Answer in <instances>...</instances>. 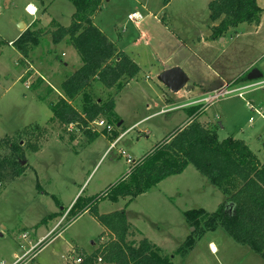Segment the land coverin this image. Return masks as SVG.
<instances>
[{
	"label": "rangeland",
	"instance_id": "obj_1",
	"mask_svg": "<svg viewBox=\"0 0 264 264\" xmlns=\"http://www.w3.org/2000/svg\"><path fill=\"white\" fill-rule=\"evenodd\" d=\"M193 1L191 6L192 0H171L166 6L163 0H111L93 15L103 33L137 61L141 72L116 98L119 123L111 124L103 117L112 130L94 126L102 134L89 141L75 124L51 121L49 109V104L63 94L62 82L72 74L71 63H66L73 59L82 64L76 49H68L69 42L54 44L51 34L56 28L52 19L70 25L75 6L69 0H0V264H12L18 258L16 254L22 258L15 264H74L76 257L87 256L85 251L92 249L94 240L101 247L116 239L112 231H103L104 226L89 212L64 229L68 207L80 196L107 192L129 174L134 160L150 154L181 128L185 118L198 111L196 107L175 108L156 114L164 106L165 95L169 103L178 105L207 91L197 86L191 93L186 87L173 92L158 78L161 70L186 59L189 48L211 62V68L205 67L203 84L209 82L213 88L219 82L213 69L218 71L221 61H233L241 69L240 77L255 83L242 88L244 99L235 89L222 98L206 95L209 99L197 106L201 116H195L205 126L215 127L220 139L246 140L264 162V121L249 107L264 108V25L257 33L246 24L236 30L238 33L214 39L210 0ZM29 2L39 7L35 16L26 10ZM134 11L145 16L139 24L128 20ZM28 28H42L45 33L42 43L26 60L13 42ZM176 35L184 38L188 48ZM194 61L195 57L186 64L188 59L182 66L191 68ZM89 88L95 100H106L116 91L96 81ZM73 105L81 108L79 102ZM120 133L124 134L110 148ZM31 145H37L38 151ZM20 168L23 173L17 176ZM232 192L230 187L214 186L190 165L183 174L165 179L134 200L100 202L99 211L108 214L125 210L132 231L128 240L139 243L147 238L175 264H264L254 250L236 243L222 227L204 231L184 216L185 211L193 209L213 213L221 204H230ZM43 235L44 239L27 252L30 241L37 242ZM189 239L193 244L188 247ZM96 264L106 263L98 260Z\"/></svg>",
	"mask_w": 264,
	"mask_h": 264
},
{
	"label": "trees",
	"instance_id": "obj_2",
	"mask_svg": "<svg viewBox=\"0 0 264 264\" xmlns=\"http://www.w3.org/2000/svg\"><path fill=\"white\" fill-rule=\"evenodd\" d=\"M69 1L75 6L72 23L63 26L53 18L56 28L51 32L52 41L54 44L69 42L80 55L82 65L62 82L63 94L49 104L53 114L51 121L65 126L75 124L90 141L102 134L91 126L93 122L105 117L111 124L119 123L116 96L137 76L140 67L94 24L92 17L102 8L104 0ZM163 2L167 6L171 0ZM209 10L214 21L221 19L212 27L214 39L241 24L259 26L264 11L257 0H211ZM44 33L42 28H28L13 46L27 60L42 43ZM240 78L241 81L249 79ZM93 81L107 90L115 89V94L106 100H95L89 88ZM74 102H79L81 108L73 105ZM196 109L191 122L166 137L150 154L134 161L129 174L107 192L99 196H80L70 208L67 224L88 211L116 237L87 255L80 264H96L98 260L106 264H175L147 238L139 243L128 240L132 231L125 210L101 214L99 203L134 200L165 179L182 174L190 165L214 186L230 187L233 192L230 204H221L213 213L204 209L187 210L185 218L204 231L222 227L236 243L250 247L264 259V162L243 139H220L215 127L205 126L196 119L195 115L201 113L200 107ZM30 147L38 151L37 145ZM16 172L20 176L23 168ZM2 176L0 171V178ZM188 242V247L193 244L192 239Z\"/></svg>",
	"mask_w": 264,
	"mask_h": 264
},
{
	"label": "crops",
	"instance_id": "obj_3",
	"mask_svg": "<svg viewBox=\"0 0 264 264\" xmlns=\"http://www.w3.org/2000/svg\"><path fill=\"white\" fill-rule=\"evenodd\" d=\"M105 2H103V10H104V8L109 4V2L111 1V0H104ZM211 1V0H210ZM210 1H209V3H210ZM257 2H258V4H259V6L264 10V0H257ZM195 3H194V1L192 0V2H191V6L192 5H194ZM28 5H33L36 9H37V11L39 10V7H37L34 3H32V2H29L28 4H27V6ZM26 6V7H27ZM210 11V10H209ZM75 12V11H74ZM135 12V11H134ZM132 13V12H131ZM74 14V13H73ZM209 17H210V23H211V31H212V27L213 26H216V25H218L220 22H221V19H218V20H213L212 18H211V12H209ZM55 19V18H54ZM55 20H57V19H55ZM58 21V20H57ZM93 22H94V24L95 25H97L98 26V28L100 27L97 23H96V19H94L93 20ZM58 23H60L59 21H58ZM61 24V23H60ZM62 25V24H61ZM246 24H241L240 26H238V27H236V28H231L228 32H226L227 34L228 33H230V32H235V33H238V31H236L237 29H239V28H241V27H244ZM248 25V24H247ZM264 25V11H263V15H262V19H261V23H260V25L259 26H252V28L255 30V32L257 33V31H260L261 29H262V26ZM69 26V25H68ZM250 26V25H249ZM101 30H103L102 28H100ZM103 32V31H102ZM212 33V32H211ZM211 35V34H210ZM177 36V38H178V40H179V42H180V44H182V45H184V47H186V48H188V46H189V44L184 40V38H181L179 35H176ZM226 39V38H225ZM112 41V40H111ZM113 42V41H112ZM115 43V42H114ZM74 47H72V46H69V48L68 49H73ZM118 49H119V51H122V52H124V53H126L123 49H120L119 47H117ZM188 52H190L188 55H187V53H186V56H187V58L185 59V58H183L182 60H179V62H176V63H174L172 66H171V68H173V67H177V66H179V67H183L182 66V64L183 63H185V62H187L188 61V59H189V61L190 62H188V63H186V64H190L191 63V59L193 58V57H195V60L196 61H194V64H193V66L190 68H188V66L187 65H185L184 67H183V69L185 70V73L187 72L188 73V76H189V81H188V85H190V86H193V88H187L186 87V89H187V92H192V91H194L195 90V88L198 86V87H202V88H205V90L207 89V91L203 94V95H197V96H193V97H189V99H188V101H186V102H184V103H180V104H178V105H176V104H171V103H169V99L167 98V96L165 95L163 98H165V99H162V102L164 103V106L162 107V110L160 111V112H158V113H156V114H159V113H161V112H166V111H168V110H173V109H175V108H180V109H185V110H187L188 108H191V107H196V106H198V104L199 103H201L203 100L205 101L206 99H209V98H206L207 96L206 95H210V96H212L214 93H213V91H216V90H222V89H242V88H245V87H248V86H252L253 84H255V83H253L252 81H250L249 79H246V80H243V81H241L240 79V71H241V69L237 66V64H235L233 61H227V63L226 64H222V61H221V63H220V68H218L219 70L217 71V70H215V69H213V71H214V74H215V77L219 80V82H217V83H215L214 84V87L213 88H211V86H208L209 85V82H208V84H203V80H202V76H203V74H204V70H205V67L206 68H211L210 67V64H211V62H207L208 60L206 59V57L204 56V55H202V53L200 54V52H199V54L196 52V51H192L190 48H189V51ZM127 54V53H126ZM65 55H67V52H65ZM130 56V55H129ZM136 63H137V61L132 57V56H130ZM73 59H70L69 60V62H67L66 64H69V63H71V72L72 73H74L81 65L79 64V63H77V62H73L72 61ZM217 63H219V60L217 59V61H216ZM138 64V63H137ZM139 65V64H138ZM184 65V64H183ZM139 67H140V72H141V66L139 65ZM190 69V70H189ZM223 69V70H222ZM165 70V68L163 69V70H161V71H164ZM140 72L137 74V76L135 77V78H133L132 80H135V79H137V78H139V74H140ZM200 74H202L201 76H200ZM242 77V76H241ZM131 80V81H132ZM130 81V82H131ZM207 81V80H206ZM130 82H128L127 84H126V86L130 83ZM205 82V81H204ZM214 82H216V80L214 81ZM204 85H206V87L204 86ZM125 86V87H126ZM230 86H231V88H230ZM124 87V88H125ZM184 90H185V88H183ZM182 90V89H181ZM122 92V91H121ZM120 92V93H121ZM119 96V94L116 96V98ZM206 96V97H205ZM219 100V99H218ZM211 106H212V104H211ZM255 107H257V106H255ZM260 109H262V111H263V113H264V108H262V107H259ZM50 109V108H49ZM51 110V109H50ZM115 111H116V108H115ZM52 112V111H51ZM117 113V112H116ZM202 113V112H201ZM201 113L199 114L200 116H201ZM205 113V112H204ZM53 115V114H52ZM52 115H51V117H52ZM204 115V114H203ZM193 117L194 116H192L191 118H185V120L182 122V126L181 127H184L185 125H187L189 122H191L192 121V119H193ZM252 118V117H251ZM251 118H250V123H252V121H251ZM263 121H264V118L262 119ZM121 123H122V121H121ZM126 132V131H125ZM124 132V133H125ZM124 133H120V136L114 141V142H112L111 143V145H110V148L113 146V144L115 143V142H117L119 139H120V137L124 134ZM246 141V140H245ZM247 142V141H246ZM248 144V143H247ZM249 146H250V144H248ZM74 146H76V145H74ZM109 148V149H110ZM105 155V154H104ZM134 161H136V160H134ZM186 171V170H185ZM184 171V172H185ZM183 172V173H184ZM182 173V174H183ZM180 175V174H179ZM162 183V182H161ZM160 183V184H161ZM81 190H82V188H80L79 189V191H78V193L76 194V197L75 198H77V196L79 195V193L81 192ZM91 196H93V195H91ZM121 200V202H122V200H124V199H120ZM119 200V201H120ZM115 202V203H120V202ZM102 202H105V201H102ZM73 203H74V201L71 203V205L68 207V212H69V210H70V208L72 207V205H73ZM113 203V202H112ZM126 207H128V205L126 206ZM88 211H86L85 213H87ZM68 214V213H67ZM128 218V217H127ZM76 220L77 219H75L73 222H71V223H69V224H67L66 226H65V228L64 229H67L70 225H72V224H74L75 222H76ZM60 221H58L56 224H55V226L53 227V229L52 230H54L59 224ZM129 222V221H128ZM103 226V225H102ZM59 228H61V226H59L57 229H56V231L59 229ZM103 229V231L106 229L105 227H103L102 228ZM51 230V231H52ZM56 231H54L53 232V234L56 232ZM102 233H100L99 235H98V237L96 238V240H99L100 238H99V236L101 235ZM46 235V234H45ZM45 235H43V236H41L40 238H39V240L36 242L35 240H31L30 241V248L27 250V252H30V251H32L39 243H40V241H42V239H44V237H45ZM24 236V235H23ZM27 238H29V237H27ZM76 246L79 248L80 246L78 245V244H76ZM92 249L90 250V251H85L83 248H81L82 249V251H85V253H87L86 255H90V254H92V253H94L95 251H97L98 249H99V244L97 243V241H93L92 242ZM25 247V246H24ZM15 257H18V258H16L15 259V261L12 263V264H15L18 260H20L22 257L21 256H18V254H16L15 255ZM260 257V256H259ZM264 260V259H263Z\"/></svg>",
	"mask_w": 264,
	"mask_h": 264
},
{
	"label": "built area",
	"instance_id": "obj_4",
	"mask_svg": "<svg viewBox=\"0 0 264 264\" xmlns=\"http://www.w3.org/2000/svg\"><path fill=\"white\" fill-rule=\"evenodd\" d=\"M26 10H27V12L30 14V15H33V16H35L36 15V13H37V9L35 8V7H33V10L31 9V5H28L27 7H26ZM34 12V14H32ZM145 19V16L141 13V12H139V11H135V12H132V13H130L129 15H128V20L130 21V22H133V23H136V24H139L140 22H142L143 20ZM249 87V86H248ZM251 87V86H250ZM249 87V88H250ZM246 88V87H245ZM229 90H232V89H222V90H220V91H216L211 97H214V98H222L223 96H224V94H226V93H228L229 92ZM235 91H240L239 93H238V96L239 97H241V98H245L244 96H245V92L244 91H242V89H235ZM249 107H250V109L252 110V111H255V112H257L262 118H264V113H263V111H262V109H260L259 107H255L254 105H249ZM251 121H253V118H251ZM91 126L92 127H94V126H101V127H105L106 129H108V130H112V125H110V124H108V123H106V121H104V120H97V121H95V122H93L92 124H91ZM95 129H96V127H94ZM128 162L129 163H131L132 162V160L131 159H128ZM73 262H74V264H80V263H82L83 262V258L81 257V256H78V257H76L74 260H73Z\"/></svg>",
	"mask_w": 264,
	"mask_h": 264
},
{
	"label": "water",
	"instance_id": "obj_5",
	"mask_svg": "<svg viewBox=\"0 0 264 264\" xmlns=\"http://www.w3.org/2000/svg\"><path fill=\"white\" fill-rule=\"evenodd\" d=\"M20 27L23 28L24 25L21 24ZM158 78L162 84H164L173 92H178L185 87L190 89L193 88V86L188 85V75L179 66L164 70Z\"/></svg>",
	"mask_w": 264,
	"mask_h": 264
},
{
	"label": "bare ground",
	"instance_id": "obj_6",
	"mask_svg": "<svg viewBox=\"0 0 264 264\" xmlns=\"http://www.w3.org/2000/svg\"><path fill=\"white\" fill-rule=\"evenodd\" d=\"M33 7H34V6H33V5H31V9H32V10H33ZM32 14H34V12H33ZM214 249H215V248H213V250H214Z\"/></svg>",
	"mask_w": 264,
	"mask_h": 264
}]
</instances>
